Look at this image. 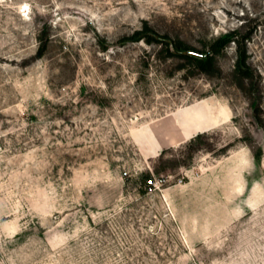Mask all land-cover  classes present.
<instances>
[{
	"label": "rangeland",
	"instance_id": "rangeland-1",
	"mask_svg": "<svg viewBox=\"0 0 264 264\" xmlns=\"http://www.w3.org/2000/svg\"><path fill=\"white\" fill-rule=\"evenodd\" d=\"M0 146V264H264V0H0Z\"/></svg>",
	"mask_w": 264,
	"mask_h": 264
},
{
	"label": "trees",
	"instance_id": "trees-1",
	"mask_svg": "<svg viewBox=\"0 0 264 264\" xmlns=\"http://www.w3.org/2000/svg\"><path fill=\"white\" fill-rule=\"evenodd\" d=\"M250 36L251 33L242 34L237 29H233L214 39L209 45V50L201 51L189 45L181 38L174 39L166 33L158 32L145 21L140 28L136 29L131 35L124 37L123 40H144L147 43L161 44L170 55H177L191 63L194 68L206 73L212 72L216 56L222 52L227 43L233 41L237 45L238 50L237 66L240 72L248 77L251 73L247 67V53L244 44ZM44 48L45 44L40 48L41 54L44 52Z\"/></svg>",
	"mask_w": 264,
	"mask_h": 264
},
{
	"label": "bare ground",
	"instance_id": "bare-ground-1",
	"mask_svg": "<svg viewBox=\"0 0 264 264\" xmlns=\"http://www.w3.org/2000/svg\"><path fill=\"white\" fill-rule=\"evenodd\" d=\"M186 139H187V137H184V138L182 139V141H184V140H186ZM178 140H179V138H177L176 136L171 137V142H172V143H177Z\"/></svg>",
	"mask_w": 264,
	"mask_h": 264
},
{
	"label": "built area",
	"instance_id": "built-area-1",
	"mask_svg": "<svg viewBox=\"0 0 264 264\" xmlns=\"http://www.w3.org/2000/svg\"><path fill=\"white\" fill-rule=\"evenodd\" d=\"M0 149H1V146H0Z\"/></svg>",
	"mask_w": 264,
	"mask_h": 264
}]
</instances>
